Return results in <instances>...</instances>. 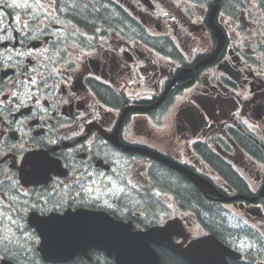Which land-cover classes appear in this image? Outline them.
I'll return each instance as SVG.
<instances>
[{
    "label": "flooded vegetation",
    "instance_id": "obj_1",
    "mask_svg": "<svg viewBox=\"0 0 264 264\" xmlns=\"http://www.w3.org/2000/svg\"><path fill=\"white\" fill-rule=\"evenodd\" d=\"M263 189L264 0L0 3V264H117L39 250V227L76 240L102 214L133 231L178 218L176 242L212 234L230 264H264Z\"/></svg>",
    "mask_w": 264,
    "mask_h": 264
},
{
    "label": "water",
    "instance_id": "obj_2",
    "mask_svg": "<svg viewBox=\"0 0 264 264\" xmlns=\"http://www.w3.org/2000/svg\"><path fill=\"white\" fill-rule=\"evenodd\" d=\"M216 11V7H214ZM195 181L199 183V180L191 176ZM264 194V191H263ZM82 219V217H79ZM81 229L82 237L88 235L86 231L90 230V226L86 222L75 224ZM123 225L112 223H104L102 225L105 232L99 235L105 236L101 241L112 242L114 239L111 237L116 234L117 229V249L113 251L117 252V262L119 264H160V257L158 253L152 248L151 244H159L169 248L177 255L184 258L190 264H229L227 262V256L232 255L231 249L224 244L216 240L212 236H205L197 238L192 241L187 247L182 244H176L172 239V233L178 229V220L172 219L168 221L164 226H155L145 232L131 233ZM93 231L90 235H93ZM124 235H128L125 236ZM120 237L122 241H120ZM68 240V245L82 244L83 241ZM69 247H67L68 249ZM120 254V256L118 255ZM51 260L52 257L46 258Z\"/></svg>",
    "mask_w": 264,
    "mask_h": 264
},
{
    "label": "trees",
    "instance_id": "obj_3",
    "mask_svg": "<svg viewBox=\"0 0 264 264\" xmlns=\"http://www.w3.org/2000/svg\"><path fill=\"white\" fill-rule=\"evenodd\" d=\"M79 4H80V2H78L76 7L71 8L70 10L74 11V14H76L77 16H79L81 18H85V16L91 17L90 16L91 12H88L85 7L79 6ZM90 10L92 12H94V10H92V9H90ZM94 13H96V12H94ZM106 17L113 18V13L110 12L109 14H106ZM91 19H94V18L91 17ZM185 200L187 202H192L193 204H197L199 206L201 205V201L199 199L198 194L195 191L190 190V189H188V191L185 192ZM207 207L201 209V213L203 214V216L206 217L208 221L213 222L215 225H220L221 224L220 222L223 221L220 212L217 210H212V209L207 208ZM10 246L12 247L13 252L15 254H17L18 256H23V255L29 256L30 252L34 253L33 252L34 250L32 251L29 249L30 246L28 243L22 242L21 244H18L16 246H14L10 243ZM10 246H8V247H10ZM161 255L163 257L161 264H189L184 259H182L180 256H178L177 254H175L174 252H172L168 249H163L161 251Z\"/></svg>",
    "mask_w": 264,
    "mask_h": 264
},
{
    "label": "snow or ice",
    "instance_id": "obj_4",
    "mask_svg": "<svg viewBox=\"0 0 264 264\" xmlns=\"http://www.w3.org/2000/svg\"><path fill=\"white\" fill-rule=\"evenodd\" d=\"M5 2V0H0V3H4ZM6 6L7 7H14L15 5L14 4H6Z\"/></svg>",
    "mask_w": 264,
    "mask_h": 264
},
{
    "label": "rangeland",
    "instance_id": "obj_5",
    "mask_svg": "<svg viewBox=\"0 0 264 264\" xmlns=\"http://www.w3.org/2000/svg\"><path fill=\"white\" fill-rule=\"evenodd\" d=\"M16 243H18L19 244V242L18 241H16ZM26 246V245H25Z\"/></svg>",
    "mask_w": 264,
    "mask_h": 264
}]
</instances>
